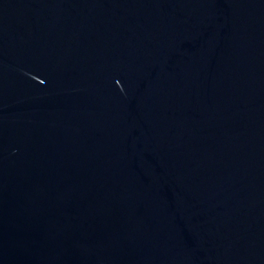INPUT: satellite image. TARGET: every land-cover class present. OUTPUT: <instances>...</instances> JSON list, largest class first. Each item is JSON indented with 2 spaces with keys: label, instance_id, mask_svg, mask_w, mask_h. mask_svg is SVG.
Wrapping results in <instances>:
<instances>
[{
  "label": "water",
  "instance_id": "1",
  "mask_svg": "<svg viewBox=\"0 0 264 264\" xmlns=\"http://www.w3.org/2000/svg\"><path fill=\"white\" fill-rule=\"evenodd\" d=\"M0 264H264V0H0Z\"/></svg>",
  "mask_w": 264,
  "mask_h": 264
}]
</instances>
